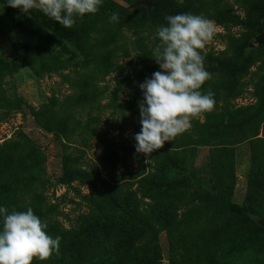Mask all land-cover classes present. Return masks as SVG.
<instances>
[{
    "label": "rangeland",
    "instance_id": "1",
    "mask_svg": "<svg viewBox=\"0 0 264 264\" xmlns=\"http://www.w3.org/2000/svg\"><path fill=\"white\" fill-rule=\"evenodd\" d=\"M140 1L103 0L96 14L65 29L40 11L28 16L0 0V206L31 207L47 222L48 233L62 238L58 255L34 264H69L79 243L73 231L106 209L124 214L128 236L153 230L157 250L151 264H264V190L249 195L252 140L232 146L229 172L225 151L210 145H186L185 161L174 166L165 158L154 163L155 151L137 153L134 139L141 128L139 84L161 70L152 58L156 29L167 25L165 16L179 13L214 23L216 35L202 50L212 62L237 63L241 49L252 48L241 76L224 75L204 61L211 79L201 91L214 93L215 106L192 120L206 122L214 139L246 133L249 125L242 122L264 112V45L252 40L264 33V0ZM114 12L118 22L110 20ZM14 46L19 49L11 60ZM125 101L133 108L126 109ZM60 117H67L68 129L58 131ZM159 166L167 178L155 186L151 174ZM153 191L155 198H149ZM112 199L130 206L139 201L137 211L116 209ZM249 199L247 216L240 209ZM154 213L170 217L172 225L165 229ZM144 254L138 264H150Z\"/></svg>",
    "mask_w": 264,
    "mask_h": 264
},
{
    "label": "clouds",
    "instance_id": "2",
    "mask_svg": "<svg viewBox=\"0 0 264 264\" xmlns=\"http://www.w3.org/2000/svg\"><path fill=\"white\" fill-rule=\"evenodd\" d=\"M103 0H7V6L31 16L33 10L72 29L77 19L94 15ZM110 20L119 21L112 13ZM167 25L156 29L159 43L152 58L161 70L139 84L140 131L134 135L135 150L145 156L163 148L191 127V121L215 106L214 93L201 91L211 79L202 50L214 36L215 25L206 17L179 13L165 16ZM48 224L34 213L0 206V264H34L60 251L61 237L50 235Z\"/></svg>",
    "mask_w": 264,
    "mask_h": 264
},
{
    "label": "trees",
    "instance_id": "3",
    "mask_svg": "<svg viewBox=\"0 0 264 264\" xmlns=\"http://www.w3.org/2000/svg\"><path fill=\"white\" fill-rule=\"evenodd\" d=\"M251 1V0H249ZM225 18H230L232 20H238L236 16H231L226 14ZM262 18V17H261ZM259 19L260 23H262L263 18ZM256 36V35H254ZM252 36V38L254 37ZM18 47H13L12 59L15 58L16 52L18 51ZM125 49L124 51H126ZM252 52V48L245 46L241 49V53L239 56V60L236 62H232L231 60L222 61V63L217 64L216 62H212L210 58H205V63L209 66L217 65L222 69L224 75H230L232 77H237L243 75L248 67L250 55ZM205 64V65H206ZM149 73V72H148ZM126 105V109H132L133 106H130L127 101L124 102ZM122 103V104H124ZM46 106V105H45ZM124 107V105H123ZM40 112H37V115ZM195 123V124H194ZM245 125H249L246 128V133L242 136H230L225 135L220 137L219 139H214L215 135H211L206 133L207 130L204 129L206 122L192 121L191 127L184 132L182 135L176 137L174 141L165 142L163 148L154 152L151 156L154 160V163H160L164 158L168 161H171L174 166H178L180 162H184L186 158L187 152L183 150L184 147L191 143H200L207 144L213 149H219L220 151H225V164L228 165V171L231 172L232 167V158H231V148L234 144L241 142L246 139L252 140V149H251V169L249 175V184H250V197L254 198L256 196H260L261 192L264 190V112L255 115L254 119L247 120L246 122H242ZM263 125V132L259 136L258 128L260 125ZM193 125V126H192ZM70 123L68 122L67 117H60L58 120V131H63L68 129ZM243 126V124H242ZM49 129L50 128L49 126ZM190 130V131H189ZM211 137V138H210ZM185 139V140H184ZM182 141V142H181ZM192 141V142H191ZM109 146L112 145L115 147L116 144L112 143L109 140ZM190 151V150H189ZM216 150H213V154ZM69 157L64 158V164L68 165L67 162ZM193 161V160H192ZM190 163V169H194L193 163ZM161 164V163H160ZM233 170V169H232ZM165 168L163 166H159L155 168L152 172V184L155 186H159L160 183L164 185V181L167 176H165ZM142 179L140 183H143ZM257 186V188H255ZM258 188H261L258 190ZM122 195V194H121ZM149 198H155V192H151ZM249 197V198H250ZM221 202H224L227 198L226 194H219L218 196ZM123 199L117 201L112 199V203L114 207L117 209L124 208H132L133 215L137 211V204L139 201H133V204L130 206L126 201H122ZM154 201V200H153ZM156 202V201H154ZM226 202V201H225ZM155 209L157 205L152 204ZM243 213L247 216L252 212V202L249 200H245L242 205ZM152 209V210H154ZM111 214V216H110ZM153 219L160 223L162 227L167 229L172 225L167 216H162L161 213H154ZM136 217L133 216V222H138L135 220ZM125 223L124 214L115 215L114 213L108 211L107 209L101 215H92L91 217H87L83 224H81L76 230L73 232L77 234L79 243L74 245L70 254L71 261L69 260V264H135L140 263L142 260V253L145 252L146 255V263H150L155 259V252L157 250V245L155 244L156 235L153 233V230H145L141 232H134L131 236H128L123 231V224ZM181 238L180 235L176 239V243H180ZM80 247H83L82 250L89 253L90 258L87 259L81 255V251L79 253ZM68 254V258L70 259ZM127 260L128 263H122V261ZM135 262V263H133ZM144 262V263H145Z\"/></svg>",
    "mask_w": 264,
    "mask_h": 264
},
{
    "label": "water",
    "instance_id": "4",
    "mask_svg": "<svg viewBox=\"0 0 264 264\" xmlns=\"http://www.w3.org/2000/svg\"><path fill=\"white\" fill-rule=\"evenodd\" d=\"M139 3L147 5V0H141ZM253 42L258 45H264V33H259L252 38Z\"/></svg>",
    "mask_w": 264,
    "mask_h": 264
}]
</instances>
